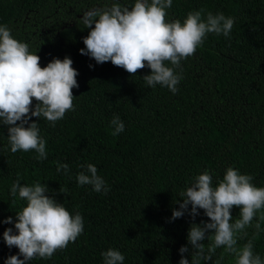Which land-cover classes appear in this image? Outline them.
Here are the masks:
<instances>
[{
  "label": "trees",
  "instance_id": "trees-1",
  "mask_svg": "<svg viewBox=\"0 0 264 264\" xmlns=\"http://www.w3.org/2000/svg\"><path fill=\"white\" fill-rule=\"evenodd\" d=\"M106 2L0 0V23L31 51L38 49L41 67L52 57L67 55L78 72L72 111L54 126L30 117L46 140V159L37 161L33 151L9 152L7 130L0 125V220L24 206L8 195L19 179L22 184H45L48 195L70 213L79 211L84 221L75 241L50 259L34 258L28 264H102L100 253L109 247L124 255L123 264H177L189 223L207 219L200 215L191 221L185 215L167 221L191 176L207 168L215 182L231 166L264 187V0H173L167 10L170 19L183 20L197 9L234 18L228 37L208 34L181 61L175 94L159 85L146 87L140 77L148 74L147 68L131 76L110 62L96 65L78 54L87 35L79 17ZM114 114L125 125L116 136L109 126ZM57 162L69 165L71 179L56 171ZM87 163L96 166L109 186L107 193L77 186L75 174ZM238 211L232 209L234 218ZM11 226L0 223V233ZM247 231L245 240L254 229ZM253 246L264 256V232L253 239ZM16 252L0 240V264ZM217 261L233 264L222 248L206 264Z\"/></svg>",
  "mask_w": 264,
  "mask_h": 264
},
{
  "label": "clouds",
  "instance_id": "clouds-1",
  "mask_svg": "<svg viewBox=\"0 0 264 264\" xmlns=\"http://www.w3.org/2000/svg\"><path fill=\"white\" fill-rule=\"evenodd\" d=\"M173 0H107L103 7H93L79 17L87 29L81 38L83 47L78 54L87 56L96 65L110 62L131 76L138 69L147 68L140 77L144 85H159L170 93L178 91L182 79L181 61L190 57L202 45L208 34L228 37L234 18L221 12L213 14L203 9L190 10L183 20L168 18L167 10ZM203 13V15H202ZM37 51L29 44L14 38L11 29L0 23V125L7 130V150L35 153V159H46V140L40 135L36 121L45 119L50 125L72 111V89L78 87V72L72 60L52 57L43 67ZM93 65L89 64L91 69ZM35 101V102H33ZM111 134L124 131V122L114 114L109 121ZM75 174L77 186H90L93 192L107 193L109 186L97 174L92 163L79 165ZM56 171L69 173L67 163L57 162ZM209 169L189 178L179 192L180 199L170 209L167 218L172 222L187 215L191 221L203 215L206 220L189 223L185 243L177 249V264H201L222 248L231 256L233 264H264V256L254 252L253 239L264 228V187L253 183V176L234 167L224 169L216 176ZM45 184L34 181L22 184L14 180L8 195L24 202L19 211L0 220L10 224L0 233V240L17 252L4 258L3 264H28L34 258L50 259L54 252L64 249L83 232L84 221L79 211L70 213L63 203L57 202ZM238 208V217L231 214ZM202 210V211H201ZM254 217L256 218L254 220ZM254 229L249 237L247 229ZM244 240L243 243L238 241ZM204 241H209L207 244ZM102 264H123L124 255L109 247L100 253ZM19 257V258H18ZM221 259L223 257H220ZM218 264V261H217Z\"/></svg>",
  "mask_w": 264,
  "mask_h": 264
}]
</instances>
